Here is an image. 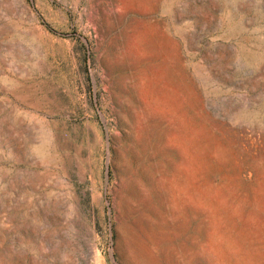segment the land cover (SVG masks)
Instances as JSON below:
<instances>
[{"label":"rangeland","instance_id":"obj_1","mask_svg":"<svg viewBox=\"0 0 264 264\" xmlns=\"http://www.w3.org/2000/svg\"><path fill=\"white\" fill-rule=\"evenodd\" d=\"M0 264H264V0H0Z\"/></svg>","mask_w":264,"mask_h":264}]
</instances>
